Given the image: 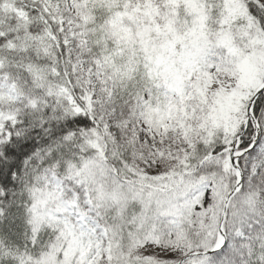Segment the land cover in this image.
<instances>
[{"label":"snow or ice","instance_id":"1","mask_svg":"<svg viewBox=\"0 0 264 264\" xmlns=\"http://www.w3.org/2000/svg\"><path fill=\"white\" fill-rule=\"evenodd\" d=\"M0 264H264V0H0Z\"/></svg>","mask_w":264,"mask_h":264}]
</instances>
